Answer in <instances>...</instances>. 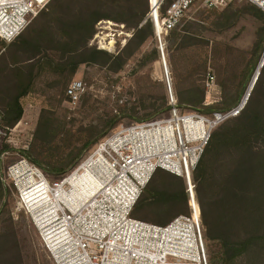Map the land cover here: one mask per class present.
Returning a JSON list of instances; mask_svg holds the SVG:
<instances>
[{
  "label": "rangeland",
  "instance_id": "1",
  "mask_svg": "<svg viewBox=\"0 0 264 264\" xmlns=\"http://www.w3.org/2000/svg\"><path fill=\"white\" fill-rule=\"evenodd\" d=\"M248 3L241 1L218 8H206L201 3L194 5L173 35L162 34L164 59L155 32L154 39L147 37L140 45L139 37L132 41L122 52L126 60L122 68L101 57L98 62H83L73 74L69 71L54 72L47 65H36L32 72L22 74L19 71L2 72L5 61H0V179L3 190L0 198V244L3 243L0 264L18 253L23 264H55L33 215L18 205L19 188L7 173L15 162L25 157L22 150L30 151L45 165L57 168L67 166L86 141L106 128L114 114L143 116L151 109L169 105L165 65L171 74L172 92L181 111L197 110L206 115H210L203 111L207 106L235 105L248 97L247 105L258 78L262 76L260 90L263 93L257 104L264 118V64L260 66L264 60L263 22L245 8ZM146 6L147 0H52L24 31L39 44L41 50L10 52L6 63L17 68L31 55L35 54L33 56L39 59L45 53L58 62H72L86 58L91 47L118 54L134 35L136 14ZM90 12L101 15L93 28L89 16L86 19V14ZM147 14L148 10L145 16ZM226 23L234 25L225 28ZM2 46L0 44L1 51L4 50ZM154 48L158 49V55L152 59L150 56ZM208 72L215 74V84L211 89L205 85ZM75 78L83 79L86 94L76 107H72L64 91ZM26 85L30 90L20 98L22 115L11 125L6 120L10 118L6 113L7 105ZM199 95H203L201 103H197ZM168 112L161 115H168ZM132 122L129 116H122L106 135L121 124ZM41 123L46 128L39 130ZM97 142L84 151L77 164ZM255 145L264 159V135L256 140ZM235 156L234 150L224 147L215 152L208 169L204 199L206 203L213 204L211 207L207 205V209L210 210L209 216L215 218L219 230L244 233L247 229L235 217L237 207L231 204L238 188L232 175ZM164 183H169L166 190L178 186L170 178L158 175L152 187H164ZM258 190L257 200L261 202L256 207L262 216L264 186ZM256 191V188L251 190L254 196L249 191L251 198L256 197ZM147 205L138 213L153 223L156 218L162 220L164 212L156 214L157 208ZM251 205L247 204L243 213ZM180 208H185V212L188 210L184 204H180ZM207 228L204 223L206 233ZM7 234L10 235L8 241ZM219 248L218 242L207 236L209 264H212V254Z\"/></svg>",
  "mask_w": 264,
  "mask_h": 264
},
{
  "label": "built area",
  "instance_id": "2",
  "mask_svg": "<svg viewBox=\"0 0 264 264\" xmlns=\"http://www.w3.org/2000/svg\"><path fill=\"white\" fill-rule=\"evenodd\" d=\"M50 1L0 0V40L15 39ZM241 1L264 11V0H149L146 20L154 25L164 58L162 34L178 27L194 5L218 8ZM165 78L168 115L121 124L55 179L26 156L8 169L9 179L19 188L18 205L33 215L55 264H209L193 172L213 131L241 114L248 97L210 115L182 112L166 65ZM214 84L215 74L208 72L207 89ZM85 93V82L75 78L66 89L67 101L76 107ZM157 169L182 176L187 186L189 212L167 224L133 215ZM86 171L96 182L81 197L74 195L77 177ZM37 202L41 206L35 209Z\"/></svg>",
  "mask_w": 264,
  "mask_h": 264
},
{
  "label": "trees",
  "instance_id": "3",
  "mask_svg": "<svg viewBox=\"0 0 264 264\" xmlns=\"http://www.w3.org/2000/svg\"><path fill=\"white\" fill-rule=\"evenodd\" d=\"M171 1L172 0H168L167 3H170ZM147 5L148 6L142 9L139 14H136V20L134 19L135 23L133 25V27L135 28L134 35L130 42L127 43L119 51L118 54H111L103 49L91 47L88 50L89 53L87 54L86 58L72 62H58L49 54L45 53L41 57H39V59H36V56H33L35 54L31 55V57L26 59L22 64L18 65L17 68L9 66V64L6 63V56L10 52H14L16 54L27 50H41L39 44L24 31L28 28L31 22L47 7L46 6L35 18L32 19V21L25 28V30L22 31L11 42L0 40V44H2V47L4 48L3 51H1L0 48V61L1 63L5 61V69H3L2 72L5 70L10 71V73H13L14 71H19L22 74H26L29 71L32 72L36 65H38L39 67L47 65L54 72L69 71L70 74H73L83 62H98L99 58L101 57H105L106 62L111 61V64H117L118 68H122L126 61L123 57L122 52L128 49L129 45L132 44V41L136 40L139 37L140 39L138 40V43L140 45L147 39V37L151 39H154L155 37V28L151 20L147 19L146 21H144L147 10L149 11V0H147ZM245 8L251 10L252 13L263 22L261 33L262 40L264 42V11L252 3H248ZM86 15V19L90 18V24L92 25V28L95 22L99 18H101V15L94 12H90ZM106 16L110 17L111 15ZM233 25L234 23H226L224 27L229 28ZM176 29L177 27L169 33L173 35ZM256 50L258 51V47ZM152 53L153 55L150 56L151 53H149V56L152 57V59L157 58L158 49L154 48ZM261 85L262 76L258 78L254 90L249 98V101L241 112V114L226 120L213 131L212 137L193 172V180L196 184L197 198L201 207L202 222L204 220L203 225L205 223L208 227L207 233L205 231L206 239L208 236L210 240H215L220 245L219 251L213 253L211 256L212 264H264V215L261 216V214H259V211H257L258 207H256L257 204L259 205V203L261 202L257 200L259 198L260 192L258 189L264 186V159L262 158L263 155L260 152L256 151L255 145L256 140H258L262 135H264V118L260 113L259 105L257 104L259 96L261 95V93H263L260 90ZM66 89L64 91L65 97ZM29 90L30 87L26 85L24 89H22L19 93H17V95L11 98L12 102L7 105L8 108L6 111L7 115H9L10 118L7 117L6 119L5 117L9 124L13 125L20 119L23 111V108L20 103V98L26 95ZM198 97L199 100L197 103H201L203 95H199ZM231 106H233V104L216 107L207 106L203 109V111L206 113H212L217 110H225ZM169 109L170 106L164 104L160 107L151 109L148 113L143 116H134L129 113L114 114L109 120V123L106 128L100 133H98L96 136L86 141L80 149V152L72 159V161L67 166L62 168L45 165L40 160L34 158L31 152L28 150H22V152L24 156L30 158L41 168H43V170L49 177L55 179L66 174L68 170L73 166H76L78 160L80 159L84 151L94 142H97L100 138L104 137L114 127L120 117L129 116L133 119V122H139L158 117L161 114H164ZM42 127L46 128V125L42 126L41 123V125L39 124L38 129L40 130L42 129ZM223 147L234 150L236 153V156L233 160L232 175L235 181V185L238 188L235 190V200L231 204L237 207L235 217H237V220L239 219V221H241V224L244 225L247 229L244 233H232L228 231H222L221 229L219 230L215 218L209 216L210 210L207 209V205L211 207L213 204L211 205L206 203L204 199L206 195L208 169L211 158L215 155V152L217 150ZM158 175H164L166 176V178H168V180L170 178L173 183L177 182L178 186L173 190H166L168 189L167 186L169 187V183H164V187H152V184L156 180ZM186 187V181L182 176L175 175L164 169H157L152 179L144 189L140 199L138 200L133 211V215L137 218L153 222L146 216H142L138 213L139 210L141 208H144L147 204L153 205L157 208L156 214L161 215V213L164 212L163 218L165 220L163 218L162 220L157 218L155 219V223L161 222L159 224H167L174 217L180 214L188 213L189 206L188 193L186 191ZM255 188L257 189L256 197L251 198L249 195V191H254ZM2 193L3 190L0 179V198L2 196ZM251 196H254L252 192ZM250 203H252L250 209L246 210L245 213H243V209L245 208V206ZM180 204H184V207L188 206V210L186 212L184 211L185 208L181 210ZM225 205L226 202L224 201L223 207H225ZM12 234L14 235V231H12ZM10 235L7 234L6 241H8ZM2 244L3 243L0 244V248ZM1 264H23V261L20 253H18L14 254V257L2 261Z\"/></svg>",
  "mask_w": 264,
  "mask_h": 264
},
{
  "label": "bare ground",
  "instance_id": "4",
  "mask_svg": "<svg viewBox=\"0 0 264 264\" xmlns=\"http://www.w3.org/2000/svg\"><path fill=\"white\" fill-rule=\"evenodd\" d=\"M107 35V34H106ZM158 40V39H157ZM115 42V41H114ZM106 44V43H105ZM106 46V45H105ZM113 46V44L111 45V47ZM114 49V48H113ZM166 50V49H165ZM161 52V51H160ZM163 58V57H162ZM166 58V54H165V57ZM163 58V59H164ZM264 59V58H263ZM262 59V60H263ZM264 62V60H263ZM263 62L260 63V66L263 64ZM255 79L254 78V82H255ZM96 182L95 180V177L93 175V173L91 172H83L81 173L78 177H77V180L75 182V188H74V191L75 193H73L74 195H77V196H82L83 194H85L89 188H91L92 185H94ZM39 206H41V202H37V203H34L33 204V207L35 209L39 208Z\"/></svg>",
  "mask_w": 264,
  "mask_h": 264
},
{
  "label": "water",
  "instance_id": "5",
  "mask_svg": "<svg viewBox=\"0 0 264 264\" xmlns=\"http://www.w3.org/2000/svg\"><path fill=\"white\" fill-rule=\"evenodd\" d=\"M263 64H264V62H263Z\"/></svg>",
  "mask_w": 264,
  "mask_h": 264
}]
</instances>
